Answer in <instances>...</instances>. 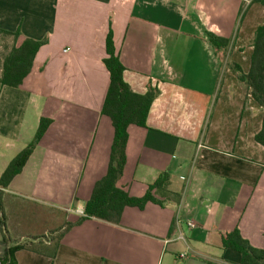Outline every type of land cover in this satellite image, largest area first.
Here are the masks:
<instances>
[{
  "label": "crops",
  "instance_id": "1",
  "mask_svg": "<svg viewBox=\"0 0 264 264\" xmlns=\"http://www.w3.org/2000/svg\"><path fill=\"white\" fill-rule=\"evenodd\" d=\"M263 23L264 6L253 0H0V29L47 38L23 84L0 89V135L19 145L17 155L41 118L52 120L3 190L41 208L13 205L9 220L4 213L10 241L50 237L75 222L106 175L109 32L130 89L159 92L146 129L128 128L118 187L141 198L169 174L157 203L125 208L118 226L88 219L65 233L53 259L42 247L21 249L17 264H239V253L221 247V234L235 228L264 251V147L255 140L263 112L228 66L249 71ZM210 33L228 46L216 49Z\"/></svg>",
  "mask_w": 264,
  "mask_h": 264
},
{
  "label": "trees",
  "instance_id": "2",
  "mask_svg": "<svg viewBox=\"0 0 264 264\" xmlns=\"http://www.w3.org/2000/svg\"><path fill=\"white\" fill-rule=\"evenodd\" d=\"M253 1L264 6V0ZM0 35L12 38V47L4 55L0 65V89L3 86L17 89L30 74L35 57L39 49L47 44V38L33 40L23 37L20 28L15 32L0 29ZM207 38L218 50L229 44V40L215 37L212 33L207 34ZM251 46L253 53L250 57L249 71L244 73L238 65L231 62L228 63V66L236 75L239 84L249 90L252 99L261 106L263 112L262 127L256 134L255 140L264 147V23L256 30ZM105 50L107 57L103 60V65L109 74V86L104 104H102L101 115L110 119L114 130L106 175L95 182L92 195L85 204L83 216L73 223H67L63 229L51 232L50 237L40 236L26 243L14 244L4 235L2 241L5 248H3L0 257V264H17L15 253L18 250L25 249L40 252V247H42L45 255L53 259L61 239L74 226L88 219H97L118 226L125 208L136 207L143 210L148 202L157 203L154 194H159L169 184V174L164 172L148 186L145 195L141 198L132 197L125 189L118 187L127 160L128 128L134 125L146 129L150 108L159 92L156 88L148 87L147 91L140 95L130 89V86L123 79L125 67L115 54L110 32L106 38ZM51 121L46 117H42L32 142L26 145L7 165L2 175H0V192L6 190L13 178L20 174L36 145L43 138ZM2 211L3 205L0 201V212ZM0 225L4 227L2 221H0ZM220 237L222 249L239 253V264H264L263 249L251 246L242 238L237 228L232 232L222 233Z\"/></svg>",
  "mask_w": 264,
  "mask_h": 264
},
{
  "label": "rangeland",
  "instance_id": "3",
  "mask_svg": "<svg viewBox=\"0 0 264 264\" xmlns=\"http://www.w3.org/2000/svg\"><path fill=\"white\" fill-rule=\"evenodd\" d=\"M12 47V38L8 37V36H3L0 35V65L2 64V60L4 55L7 53V51L9 50V48ZM19 145L18 144H13L12 142H10L9 138L0 135V174L1 172H3V164L5 162L10 161L13 157H15L16 155V151H17V147ZM0 201L3 205V211L0 212V221H2L4 223V227L0 225V252L2 250V248H5V245L2 241L3 236H7V238L10 240V237L8 236L7 232H6V228H5V216L4 213L7 215L8 220L10 219L11 216V209L12 206L14 205V207L16 206L18 209L19 207L25 209L27 212H38L41 210V208H39L38 205L33 204V203H29L26 200H23L22 197L19 196H14L12 194H7L4 192H0ZM11 203V206L9 205ZM4 208H5V212H4ZM15 208V209H17ZM42 210L45 212L46 209L42 208ZM49 213V212H48ZM59 214L56 213V216H58ZM57 224V223H56ZM55 224V225H56ZM7 228L9 230H11V227L9 225V223H6ZM65 225V223H64ZM62 225V226H64ZM61 226V227H62ZM54 230V228H53ZM25 233V232H24ZM25 236H28L30 234H24Z\"/></svg>",
  "mask_w": 264,
  "mask_h": 264
},
{
  "label": "built area",
  "instance_id": "4",
  "mask_svg": "<svg viewBox=\"0 0 264 264\" xmlns=\"http://www.w3.org/2000/svg\"><path fill=\"white\" fill-rule=\"evenodd\" d=\"M78 213H80V215L82 216L84 213L83 212H81V211H78ZM188 226L192 229V228H194V224L193 223H191L190 221L188 222ZM185 255L183 254V255H181V257H184Z\"/></svg>",
  "mask_w": 264,
  "mask_h": 264
}]
</instances>
